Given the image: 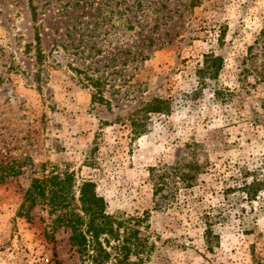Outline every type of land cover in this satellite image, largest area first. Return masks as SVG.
Returning <instances> with one entry per match:
<instances>
[{"label":"rangeland","instance_id":"1","mask_svg":"<svg viewBox=\"0 0 264 264\" xmlns=\"http://www.w3.org/2000/svg\"><path fill=\"white\" fill-rule=\"evenodd\" d=\"M14 161L0 264L77 261L25 200L54 174L73 203L92 181L145 264H264V0H0V172Z\"/></svg>","mask_w":264,"mask_h":264},{"label":"trees","instance_id":"2","mask_svg":"<svg viewBox=\"0 0 264 264\" xmlns=\"http://www.w3.org/2000/svg\"><path fill=\"white\" fill-rule=\"evenodd\" d=\"M221 65L220 56L205 54L196 70L199 80L215 78ZM166 108L163 99L154 98L146 104L144 111L158 113ZM20 170V163L14 161L11 173L0 172V180L17 175ZM72 179V175L60 177L55 174L33 178L24 193L28 209L41 205L54 215L52 232L63 229L68 233L77 257V261L71 264H145L147 239L139 235L138 229L123 225L117 216L106 211L103 198L90 180L79 185L77 203H73L70 200L74 199ZM54 264L62 262L55 260Z\"/></svg>","mask_w":264,"mask_h":264}]
</instances>
